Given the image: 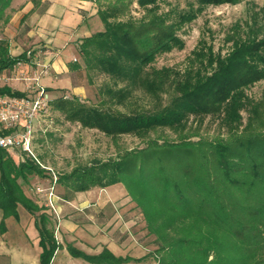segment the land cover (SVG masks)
<instances>
[{
    "label": "trees",
    "instance_id": "16d2710c",
    "mask_svg": "<svg viewBox=\"0 0 264 264\" xmlns=\"http://www.w3.org/2000/svg\"><path fill=\"white\" fill-rule=\"evenodd\" d=\"M11 1L0 0V74L18 62L30 63L34 52L9 53L2 31L14 12ZM30 1L33 9L42 2ZM90 1L103 28L76 41L78 57L70 68L82 71L89 82L93 73L107 75L112 83L104 88L114 104L131 106V97L140 91L151 106L112 111L103 101L87 104L76 94L50 98L48 104L71 123L113 140L133 134L145 145L76 165L58 174L57 181L66 198L94 186L122 183L158 246L136 257L115 255L106 247L89 254L66 243L68 252L91 264L150 256L158 264H264V96L255 100L246 92L264 79V35L228 37L232 43L225 53L203 43L181 70L152 65L159 54L185 46L178 31L205 7L242 0H188L184 8L164 7L169 0ZM134 5L141 10L139 16L132 14ZM2 93L26 94L6 84L0 86ZM191 116L199 124L206 116L218 117L223 132L202 136L198 127L189 125ZM165 129L174 133L173 139ZM40 165L47 167L35 154L16 163L0 147V231L4 219L17 218L22 205L35 218L40 264H50L61 245L45 205L19 182L46 177Z\"/></svg>",
    "mask_w": 264,
    "mask_h": 264
},
{
    "label": "rangeland",
    "instance_id": "374dc122",
    "mask_svg": "<svg viewBox=\"0 0 264 264\" xmlns=\"http://www.w3.org/2000/svg\"><path fill=\"white\" fill-rule=\"evenodd\" d=\"M187 1L188 0H169V4H164V7L167 8L170 5H175L179 8H184ZM94 7L96 8L95 5ZM132 14L134 16H139L141 10L134 5ZM88 25H90L92 31L103 28L100 18L99 27L95 26V20L89 21ZM256 32L258 35H264V0H242L237 4L227 3L207 6L199 13L196 19L186 23L182 29L178 31L185 46L182 49L174 48L170 52L159 54L152 65L156 68L160 66H169L181 70L186 66L189 58L193 57L192 50L200 48L203 43H205L206 46L210 45L213 51L220 50L221 53H225L232 43L231 40L227 41L228 37L237 38L245 36L248 33ZM39 49L44 50V48L38 47V50ZM23 52L28 53L29 50H24ZM74 52H76V49L72 42L66 49L61 51V56H71ZM23 73L24 71L20 70L18 72H5V75L2 77L5 81H7L10 76L20 78L19 81L25 82ZM75 74L77 76H75ZM72 75H74L75 80H78L79 85L82 87V91L76 95L87 104L101 105L103 101L106 108L112 111L118 109L124 112H130L135 108H147L151 106L148 98L140 91L134 92L130 101L132 100L135 102H132L131 106H122L110 102L104 87L106 85H111L112 82L105 74L93 73L91 82H89L88 76L84 75L82 71H80L79 74L75 71ZM34 85L36 87L35 82ZM30 86L31 85L27 88L25 87V89H23L24 92L30 96L35 95L38 90ZM246 92L250 97L259 100V98L264 96V79L259 80L253 86L247 88ZM56 94H64L65 97H70L75 93L73 94L69 91L63 93V90L59 89ZM242 112L245 118L246 111ZM218 120V117L206 116L199 124L191 116L189 125L192 128L198 127L202 136L213 137L217 135V133L223 132ZM21 130L22 126L19 124L15 133L18 135ZM31 133L30 148L32 153H34L40 161H43L44 165L47 167L50 166V168H47L40 165L41 168H44V175L46 176L44 178L34 175L29 177L27 182H23L21 179L19 180L23 190L33 199L37 196L32 195L29 188L35 180L46 182L49 180L53 185L54 193L57 197H65V189L61 187L57 181L58 174L70 171L76 165H85L96 159L104 160V158L108 156H114L119 149H132V147H141L145 145L143 139L133 134L119 135L113 140L96 129L84 128L77 122L71 123L63 117L62 113L51 109L50 104L46 111H41L36 115V118H34ZM164 134L170 139H173L175 136L174 133L168 129H165ZM9 153L16 163H19L21 157H25L27 154L31 155L30 153L25 154L21 148H15ZM41 184L43 188L47 187L46 183L42 182ZM120 184L124 187L122 183ZM107 188V186H105V188L94 186L89 190H85L88 192L91 190L90 193H87L88 199L76 205L77 208H74L75 213L72 215L78 222V228L87 232V237L83 233L79 234L80 243L83 245L82 250L86 253L94 254L95 249L91 251L87 247L89 244L86 239L89 235L94 239V235H96L98 236V243L100 245L104 246L102 241L107 238L108 240L106 242H109L111 245L114 244V249L121 255L136 257L151 253L158 245L154 241L155 235L153 233H148L146 221L140 208L136 206L135 202L130 200L127 194L118 200L110 202L106 207L102 206L100 198L107 197ZM92 189H95L96 195H94L95 193L92 192L94 191ZM76 194L77 193L73 194V196ZM38 201H41V199ZM46 209L47 211L51 210L55 215V211H53L52 208ZM102 210H104V213H102ZM21 212L23 213L22 209L20 210V213ZM56 219L57 224H53L50 218V226L54 229L56 238H58L59 234L56 231L59 229V219L57 217ZM90 242H93V240ZM95 253H97V251ZM69 257L73 259L80 258L74 257L70 253ZM122 264L158 263L150 256L142 261H129Z\"/></svg>",
    "mask_w": 264,
    "mask_h": 264
},
{
    "label": "crops",
    "instance_id": "0c3cea01",
    "mask_svg": "<svg viewBox=\"0 0 264 264\" xmlns=\"http://www.w3.org/2000/svg\"><path fill=\"white\" fill-rule=\"evenodd\" d=\"M94 5L90 0H42L40 7L33 9L30 0H12L10 6L14 12L2 31L3 37L8 42L9 53L15 56L24 50H34V52L30 63L18 62L12 69L7 70L9 73L24 71L25 82L19 81L20 78L10 76L5 81L2 77L5 73H2L0 74V86L6 84L13 90L24 91L25 87L31 85L37 90H42L49 98L61 95L56 94L59 89H62L63 93L69 91L79 94L82 87L72 75L75 70L72 71L70 65L73 58L78 57L76 41L94 32L88 25L89 21L95 20V26L99 27V18L96 16ZM72 42L76 52L71 56H61V51ZM38 47L44 48V50H38ZM44 68L46 69L44 74H39ZM75 76L77 75L75 74ZM107 187V197L100 198L102 206L106 207L110 202L118 200L126 194V189L120 183ZM92 190L96 195L95 189ZM90 192L91 190L77 192L71 198L59 196L54 199L55 215L51 210L47 211L53 224H57L56 217L59 219V229L56 231L59 237L56 238L55 234V238L61 245L52 255L50 264L89 263L82 258L69 257L65 243H71L78 249H82L83 245L80 243L79 234L83 233L87 237V232L78 228V222L72 214L75 213L76 205L88 199L87 193ZM21 209L23 213H20ZM17 212V218L9 215L4 219L5 229L0 231V264H40L41 247L38 244L39 234L35 227V218L22 205L17 207ZM1 218L0 210V222ZM87 239L89 244L87 247L91 251L95 249V252H100L102 248L106 247L115 255L124 256L116 252L114 244L106 242L107 238L102 241L104 246L98 243L96 235H94V239L90 235ZM92 240L93 242H90Z\"/></svg>",
    "mask_w": 264,
    "mask_h": 264
},
{
    "label": "built area",
    "instance_id": "2783aa9c",
    "mask_svg": "<svg viewBox=\"0 0 264 264\" xmlns=\"http://www.w3.org/2000/svg\"><path fill=\"white\" fill-rule=\"evenodd\" d=\"M45 71L44 68L39 74H44ZM48 101L49 97L42 90H38L35 95L31 96L0 94V147L5 148L8 152H12L15 148H21L24 152L34 156L30 148L33 120L38 113L46 111L49 106ZM19 124H21L22 130L17 135L15 130ZM4 129L10 131L3 134ZM42 182L46 183L47 187L43 188ZM29 189L32 195L41 199L46 208H52L56 213L54 199L58 197L49 180L48 182L35 180Z\"/></svg>",
    "mask_w": 264,
    "mask_h": 264
}]
</instances>
